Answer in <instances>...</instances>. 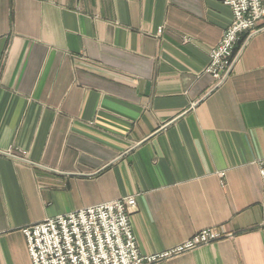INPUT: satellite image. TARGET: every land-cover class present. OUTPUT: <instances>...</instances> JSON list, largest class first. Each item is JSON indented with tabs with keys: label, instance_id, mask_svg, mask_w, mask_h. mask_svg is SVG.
Instances as JSON below:
<instances>
[{
	"label": "crops",
	"instance_id": "1",
	"mask_svg": "<svg viewBox=\"0 0 264 264\" xmlns=\"http://www.w3.org/2000/svg\"><path fill=\"white\" fill-rule=\"evenodd\" d=\"M219 0H0V264L23 230L135 197L156 264H264V30L221 84ZM17 157V158H15Z\"/></svg>",
	"mask_w": 264,
	"mask_h": 264
},
{
	"label": "built area",
	"instance_id": "2",
	"mask_svg": "<svg viewBox=\"0 0 264 264\" xmlns=\"http://www.w3.org/2000/svg\"><path fill=\"white\" fill-rule=\"evenodd\" d=\"M219 1L232 10L233 20L210 54L207 73L217 84L223 83L233 71L241 36L251 37L264 30V0ZM136 211V198L125 197L26 227L23 233L31 263L156 264L170 256L210 245L225 236L207 229L170 252L142 255L132 225Z\"/></svg>",
	"mask_w": 264,
	"mask_h": 264
}]
</instances>
